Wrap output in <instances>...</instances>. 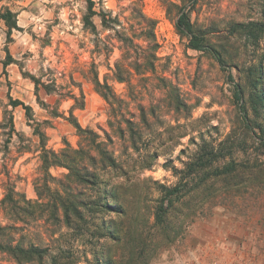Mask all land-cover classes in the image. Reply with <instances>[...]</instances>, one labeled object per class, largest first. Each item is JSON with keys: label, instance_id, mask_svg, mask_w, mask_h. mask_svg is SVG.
<instances>
[{"label": "rangeland", "instance_id": "1", "mask_svg": "<svg viewBox=\"0 0 264 264\" xmlns=\"http://www.w3.org/2000/svg\"><path fill=\"white\" fill-rule=\"evenodd\" d=\"M184 5L226 70L175 29ZM3 7L19 28L6 43L0 22V199L8 183L35 199L42 177L36 124L10 99L31 106L46 148L59 153L68 143L98 159V144L115 164L88 166L98 177L91 186L50 167L52 185L83 203L81 218L30 221L14 241L46 253L17 262L0 251V264H264V31L233 28L264 22V0H0ZM5 45L14 59L6 66ZM95 77L114 98L101 96ZM9 223L0 211V224Z\"/></svg>", "mask_w": 264, "mask_h": 264}, {"label": "trees", "instance_id": "2", "mask_svg": "<svg viewBox=\"0 0 264 264\" xmlns=\"http://www.w3.org/2000/svg\"><path fill=\"white\" fill-rule=\"evenodd\" d=\"M194 1V0H193ZM3 22L6 27V43L11 40V32L13 29H18L17 24V13L12 11L9 7H3L0 10V22ZM92 26V25H91ZM175 29L177 32L186 37L187 39V47L193 50L205 52L211 57H213L217 63L219 64L222 70H226L225 62L221 56V53L211 46L205 38L204 33L196 29L192 26L190 19L188 17V8L184 5L180 9V13L178 14L175 22ZM234 29H238L244 32H247L249 35L255 36V32H263L264 31V22L258 21H249L247 23H236L233 26ZM5 45V60L2 62L4 66L14 62V59L9 54V51ZM229 80L233 82L232 76L229 73ZM30 78L34 81V84L37 88L38 81L35 77L30 76ZM119 79V78H118ZM95 88L100 92L101 96L108 100L109 98H114V93L110 90V88L101 84L97 77L94 78L93 81ZM101 87L105 88L106 91H103ZM234 98L236 100L237 105L241 109V114L246 121V111L244 105L241 103V89L237 84H234ZM259 99V97H258ZM12 106L21 105L24 109L25 116L29 121L34 122L36 125L33 128V133L39 138V151H40V168L42 171V177H38L33 182V188L36 194L35 199H29L26 195L17 190L13 183H8L5 188V193L3 197L0 199V211L2 216L10 221L9 224H0V251L7 252L10 254L17 262H26L33 259L39 260L47 251L46 248H40L36 245L30 244L28 246H24L19 241H14L13 238L14 232L23 229V225H27L30 221L39 220L45 218L46 221H57L60 218V213L62 218L65 221H70L71 216H76L81 218V213L79 211V203L77 199L73 197L71 194V189L69 187L62 185L61 188L58 186H54L57 179L52 176L49 172L50 167L54 166H63L68 172L65 174L66 180L69 178H74L76 182L86 183L88 186L97 183V173L95 171L89 170L88 166L94 167L97 163L101 165L100 168H104L107 166L106 164L114 165L115 159L100 149L99 145H95L97 150L98 159L91 155L89 152L83 151V149H72L68 143H66L67 148L61 150V152L56 153L48 148H46L45 144V133L42 131L37 125L38 123L34 120L32 108L29 105L24 104L22 101L18 99H10ZM43 104V103H42ZM49 113L56 116L52 110H49ZM75 127L79 131H85L88 134L93 135V131L89 129H82L79 124L75 121L73 122ZM260 128V127H259ZM255 134V133H254ZM75 153L79 155L81 158L82 165H78L74 156ZM195 165L202 166L203 162L199 161L195 163ZM234 168V165L225 166L219 171H215V174L225 173ZM179 187L175 186L172 188L165 189V195L172 196L179 192ZM171 199H169L165 204L164 200L162 204L159 206L160 213H157V218L165 212L168 206L171 203ZM18 224H22L21 226Z\"/></svg>", "mask_w": 264, "mask_h": 264}, {"label": "crops", "instance_id": "3", "mask_svg": "<svg viewBox=\"0 0 264 264\" xmlns=\"http://www.w3.org/2000/svg\"><path fill=\"white\" fill-rule=\"evenodd\" d=\"M0 25H1V23H0ZM0 32H1V36L5 33L4 31H3V28L0 26Z\"/></svg>", "mask_w": 264, "mask_h": 264}]
</instances>
